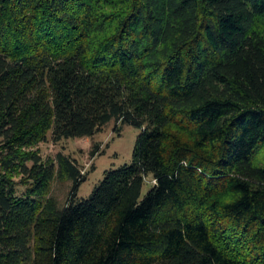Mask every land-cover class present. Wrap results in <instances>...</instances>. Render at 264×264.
<instances>
[{
    "label": "trees",
    "instance_id": "16d2710c",
    "mask_svg": "<svg viewBox=\"0 0 264 264\" xmlns=\"http://www.w3.org/2000/svg\"><path fill=\"white\" fill-rule=\"evenodd\" d=\"M113 121L134 161L77 202L40 145ZM0 264H264V0H0Z\"/></svg>",
    "mask_w": 264,
    "mask_h": 264
},
{
    "label": "rangeland",
    "instance_id": "374dc122",
    "mask_svg": "<svg viewBox=\"0 0 264 264\" xmlns=\"http://www.w3.org/2000/svg\"><path fill=\"white\" fill-rule=\"evenodd\" d=\"M142 133L139 127L129 123H109L101 132L89 138L66 139L59 143L49 140L40 145L45 158H55L60 152L76 160L86 175L77 190L76 201L91 198L95 189L104 180L107 171L118 169L134 161L138 139ZM150 177L144 188L145 196L153 187ZM73 182L57 179L52 187V194L64 206L71 197Z\"/></svg>",
    "mask_w": 264,
    "mask_h": 264
}]
</instances>
